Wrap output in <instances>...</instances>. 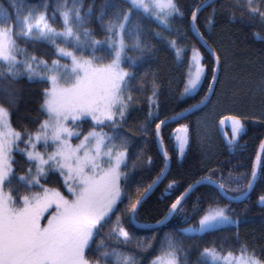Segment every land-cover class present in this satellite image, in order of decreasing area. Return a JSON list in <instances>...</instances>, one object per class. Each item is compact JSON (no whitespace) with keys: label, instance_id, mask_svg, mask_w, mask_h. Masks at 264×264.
I'll list each match as a JSON object with an SVG mask.
<instances>
[{"label":"snow or ice","instance_id":"snow-or-ice-1","mask_svg":"<svg viewBox=\"0 0 264 264\" xmlns=\"http://www.w3.org/2000/svg\"><path fill=\"white\" fill-rule=\"evenodd\" d=\"M214 5L215 0H205L193 5L186 15L179 0L108 3L97 18L102 39L85 27L92 9L89 7L87 16L82 15V3L74 8L65 6L59 29L50 22L47 5L43 10L32 7L26 14L15 6V15L0 9V82H7L0 84V264H140L137 253L147 251L157 241L160 254L150 264H264L246 243L240 244L238 251L203 243L209 233L233 226L238 229L242 221L230 205L243 202L256 181L264 178V140L242 189L214 179L217 170L212 168L202 169L207 174L195 179L183 175L169 179L172 157L163 130L211 103L222 67L221 54L214 50V41H209L218 23L217 15L226 6ZM210 6L211 12L201 19L200 13ZM227 7L230 16L225 26L237 19L233 7L240 9L242 22L258 20L264 25V0H234ZM109 9L110 18L105 20ZM181 18L188 23L186 30L176 26ZM146 20L163 31L146 28ZM189 32L214 57L211 81L199 101L166 116L156 74L143 72L141 78L150 83L151 94L146 97V110L136 127L145 137L151 132L161 157L158 171L145 183L143 177L138 179V170L150 167L154 160L143 150L131 153L132 133L123 131L131 112L140 108L130 85L137 69L155 53L156 45L149 34L174 49L179 58L189 45L181 46L178 39L165 33L187 39ZM254 35L264 41L260 32ZM20 38L51 43L56 58L49 61L29 55L27 48L17 43ZM190 52L189 71L176 95L177 102L197 95L207 75L204 54L195 46ZM25 77L47 85L42 88L39 105L43 118H33V128L20 124L18 130L12 120L18 95L10 85ZM252 91L264 104V57L259 58V78L253 82ZM85 122L90 124L87 131L82 127ZM219 123H230L228 144L234 147L245 132V120L231 115L222 117ZM174 140L178 159L182 160L189 144V125L179 124ZM17 154L21 160L16 159ZM161 185L163 198L168 200L166 210L154 222L141 221V209ZM201 186L210 187L229 204H221L215 196L197 198L192 205V216L197 218L192 223L185 204ZM259 200L264 203V195ZM125 214L133 231L125 224ZM181 224L186 226H177ZM109 225L107 238L116 247L102 238ZM138 230L151 235L138 237ZM192 252L197 254L195 262L190 260Z\"/></svg>","mask_w":264,"mask_h":264},{"label":"trees","instance_id":"trees-1","mask_svg":"<svg viewBox=\"0 0 264 264\" xmlns=\"http://www.w3.org/2000/svg\"><path fill=\"white\" fill-rule=\"evenodd\" d=\"M113 2L122 3L123 0H15V3L14 0H0V9H5L15 15V6H20L26 14L27 10L32 7L43 10L44 6L47 5L50 22L59 29L62 27L61 11L65 6L74 8L79 7L82 3V15L87 16L89 7L92 9L90 22L85 27L93 29L96 38L102 39V25L97 18L102 7ZM204 2L205 0H179V4L186 15L193 5ZM221 3L226 7L218 13V23L209 41L210 43L214 41L213 48L221 54L222 60L214 94L210 98L211 103L206 108L187 115L185 119L167 125L163 130L164 143L172 157V173L169 179H180L182 175L195 179L199 175L207 174L202 169L212 168L217 170L214 179L221 180L230 188H236L239 185L242 189L247 178H250L251 168L259 150L260 142L264 140V115H262L264 104H262L259 95L254 94L252 91L253 82L259 78V58L264 57V41L257 39L254 33L260 32L264 36V25H261L258 20L254 23L242 22L240 9L233 7L231 11L236 13L237 19L231 25L225 26L230 16L227 6L233 5L234 0H216L214 6L219 7ZM210 12L211 6L205 8L200 13L201 19ZM108 18H110V9L108 15L105 16V20ZM144 23L148 29L163 31L154 22L146 20ZM175 23L177 27L185 30L188 28V23L184 18ZM238 29L241 31H237ZM165 35L178 39L181 46L187 44L189 48L185 49L181 56L177 58L174 49L149 34V39L156 45L155 53L147 63L142 64L137 69V77L130 85V93L140 108L138 111L131 112L128 122L123 128L124 132L130 131L132 133L130 152L137 153L143 150L146 155L151 156L154 160L150 167H143L138 170V179L143 177L145 183L150 182L158 171L161 157L158 144L152 137L151 132L145 137L136 127L143 119L146 110V97L151 94L150 83L141 78L143 72L150 71L156 74L157 82L160 84L163 94L161 97L163 115L172 116L203 97L211 81V70L215 66L214 57L201 47L199 40L192 33H188L187 39L175 37L173 33H165ZM17 43L20 47L27 48L29 55L34 54L49 61L56 58L54 47L47 41L39 38H20ZM192 46L199 48L204 54L202 63L208 70L207 75L197 95L188 98L186 102H177L176 95L182 90L183 80L189 71L190 48ZM131 55H135V53H131ZM62 62L69 61L62 60ZM0 84H7V82H0ZM10 86L16 90L18 95L17 110L13 112L12 116L13 126L17 127L18 130L20 124L33 128L35 126L33 118H43L40 116L39 105L42 102V88L47 85L30 82L25 77L12 82ZM2 100L3 93L0 91V102ZM231 115H240L245 120V132L239 137L238 143L234 147L228 144V140L232 136L231 132L229 129L223 130L219 123L222 117ZM179 124L189 125V144L182 160L178 159L173 134L174 129ZM82 127L84 131H87L90 124L85 122ZM104 131L110 132L111 129L105 128ZM133 158L135 159V157ZM16 159L21 160V156L17 154ZM16 167L19 168V166ZM221 173L223 174L222 177ZM167 182L165 181V184ZM163 188L164 185H161L141 209L139 213L141 221L154 222L166 210L168 200L163 198ZM261 195H264V178L256 181L250 196L243 202L231 203L230 207L235 210L242 221L238 229L233 226L209 233L204 236L203 243H215L217 247L231 251H238L240 244L246 243L250 249L255 251L258 257L264 259V203L259 200ZM133 196H135L134 192ZM213 196L219 199L221 204H229L227 199L221 197L208 186L198 187L191 193L188 202L185 204L186 212L191 216V222H194L197 218L192 216V205L197 198L208 200ZM121 208H123V205H121ZM125 224L129 226L127 225L126 214ZM177 226L183 227L185 225ZM110 227L111 225L104 229L102 238L105 239L106 243L116 247L117 245L107 238ZM129 230L133 231L131 226H129ZM168 230L165 229V231ZM135 235L144 237L151 234L144 230H138ZM130 247H135V245ZM159 254L158 241L153 242L152 247L147 251L137 253L140 264H150V261ZM90 258L95 259L94 256ZM196 258V252H192L190 260L195 262Z\"/></svg>","mask_w":264,"mask_h":264},{"label":"water","instance_id":"water-1","mask_svg":"<svg viewBox=\"0 0 264 264\" xmlns=\"http://www.w3.org/2000/svg\"><path fill=\"white\" fill-rule=\"evenodd\" d=\"M216 1V0H215ZM205 8H207V7H205ZM204 8V9H205ZM203 9V10H204ZM215 50V49H214ZM219 73H220V71H219ZM219 73H218V78H219ZM218 81V80H217ZM216 84H217V82H216ZM216 84L214 85V88H215V86H216ZM212 96V95H211ZM221 125V124H220ZM221 128L223 129V130H226V129H229V131L231 132V126H230V123L229 124H224V125H221ZM232 134V133H231ZM259 151V150H258ZM256 184V183H255ZM255 186V185H254ZM253 190V189H252ZM252 190L249 192V195L248 196H250V194H251V192H252Z\"/></svg>","mask_w":264,"mask_h":264},{"label":"rangeland","instance_id":"rangeland-1","mask_svg":"<svg viewBox=\"0 0 264 264\" xmlns=\"http://www.w3.org/2000/svg\"><path fill=\"white\" fill-rule=\"evenodd\" d=\"M195 69H192V71H194ZM174 134V133H173ZM74 142H76V141H74ZM186 149H187V147H186ZM41 150H43V149H41ZM261 202V201H260ZM262 203V202H261ZM195 222V221H194ZM194 222H192V223H194ZM186 226V225H185Z\"/></svg>","mask_w":264,"mask_h":264}]
</instances>
